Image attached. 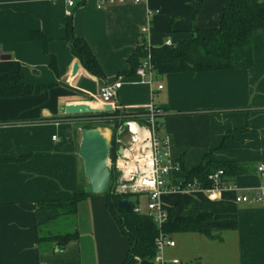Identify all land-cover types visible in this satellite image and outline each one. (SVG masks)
Here are the masks:
<instances>
[{"label":"crops","instance_id":"crops-1","mask_svg":"<svg viewBox=\"0 0 264 264\" xmlns=\"http://www.w3.org/2000/svg\"><path fill=\"white\" fill-rule=\"evenodd\" d=\"M224 2L100 6L99 0H0L1 55L19 64L23 84L50 87L33 96L0 99V161L20 159L0 163V264H122L126 259L127 240L102 196H88L78 205L73 226L78 238L51 253L39 251L34 216L37 203L69 199L86 185L77 156L81 130L74 124L79 119L64 109L74 104L98 108L100 86L113 83H119L115 102L126 113H141L146 104L165 111L158 137L168 139L173 164L189 172L210 154L217 164H238L247 171L225 183L231 189L213 197L197 191L161 196L168 215L205 217L200 233L169 234L176 245L162 257L179 264H264V205L235 201L264 190V169L258 172L264 167V27L253 32L250 69L155 73L150 85L135 74L120 76L141 40L151 48L163 47L167 40L176 45L194 31L215 29ZM67 10L73 35L87 43L103 80L88 74L70 53ZM38 32L46 43L30 39ZM50 57L57 72L49 68ZM74 65L78 70L72 75ZM174 177H183L180 168Z\"/></svg>","mask_w":264,"mask_h":264},{"label":"trees","instance_id":"trees-1","mask_svg":"<svg viewBox=\"0 0 264 264\" xmlns=\"http://www.w3.org/2000/svg\"><path fill=\"white\" fill-rule=\"evenodd\" d=\"M224 4L221 21L217 28L194 31L188 39L171 46V48L150 47L151 65L154 72L160 75H172L250 69L253 65L251 48L253 32L264 27V0H225ZM70 17H67L65 27V40L69 45L70 53L88 74L103 80L102 68L87 43L73 35ZM30 39L46 43V39L39 32L32 33ZM44 50L45 48H43ZM145 56L144 42L141 40V44L128 59L129 68L120 76L128 78L135 74ZM55 64L54 58L50 57L49 68L53 72H57ZM22 77L23 71L19 64L13 60L4 59L0 63V99L33 96L50 88L23 84ZM120 115V112L114 111L111 114L76 116L75 118L79 121L74 125L80 130L110 127L111 149L108 155L109 159L113 160L119 146L116 143V133L120 124ZM13 161H20V159L2 160L0 163H12ZM178 166L183 173L185 182H198L203 189L211 186L208 176L219 170L223 172L222 181L225 183L235 176L247 172L242 165L217 164L212 160L210 154L197 168L189 172L181 167V163ZM115 178L116 174L113 173L107 192L102 197L106 211L112 218L116 229L128 243L126 259L122 264H133L136 258L141 261L152 260L155 255L154 241L158 230L148 213L133 211L134 205L129 203V209L126 212L118 208L117 200L128 197L112 194V184ZM85 187L83 185L77 189L69 199L43 201L35 205L37 246L41 253H51L55 248H63L67 243L78 238V232L73 230V226L76 221L78 205L89 196L84 193ZM204 218L181 220L169 214L162 225V231L166 235L180 232L200 233L198 225ZM69 219L71 220L70 225H65ZM61 222L63 227H60Z\"/></svg>","mask_w":264,"mask_h":264},{"label":"built area","instance_id":"built-area-1","mask_svg":"<svg viewBox=\"0 0 264 264\" xmlns=\"http://www.w3.org/2000/svg\"><path fill=\"white\" fill-rule=\"evenodd\" d=\"M49 2L56 0H47ZM147 0H99L100 6L118 5L123 6L146 3ZM66 5L71 7L73 3L67 1ZM71 11L67 10L65 16H71ZM146 28H142L141 32H145ZM172 42L167 40L163 47L171 48ZM150 47L144 42V51L146 56L142 59L139 68L135 71V76L142 83L150 85L155 72L151 65ZM4 60L0 53V63ZM119 83L111 85H102L98 91L97 104L99 106H110L112 113L118 111L120 115V124L117 128L116 143L119 145L115 151L113 160L109 159V167L116 174V178L112 186V194L114 196H143L146 198V211L151 216V219L158 230V235L154 241L155 255L154 261L157 264H179L180 261L165 260L162 253L166 249L175 248V242L162 231V225L168 217L161 204V196L166 193L184 194L190 192L207 193L209 197H213L215 193L221 190L231 189V186L222 181L223 172L217 171L208 176L211 186L203 189L198 182H185L183 177L177 179L174 177L175 172L179 171L176 164L170 160L167 152L168 139H160L158 131L160 124L159 119L165 115V111L156 108L151 104H146L142 108V112L136 115L126 113L115 102L116 90ZM161 86L157 87V91ZM122 120V121H121ZM125 137V143L121 138ZM124 139V138H123ZM121 149L120 154L118 150ZM264 167L258 168V172H262ZM237 203H256L264 205V190L253 194L252 197L237 196ZM133 211L140 213L141 209L137 204ZM139 259L136 258L135 261ZM139 262V261H138Z\"/></svg>","mask_w":264,"mask_h":264},{"label":"water","instance_id":"water-1","mask_svg":"<svg viewBox=\"0 0 264 264\" xmlns=\"http://www.w3.org/2000/svg\"><path fill=\"white\" fill-rule=\"evenodd\" d=\"M8 60V58H7ZM72 75L77 73V65H74ZM67 116H84L111 114L110 106H99L92 108L87 104L69 105L64 109ZM80 144L77 156L82 162V171L87 187L84 189L86 195L102 196L107 192L108 184L112 178L113 170L109 167V151L111 140L106 138L100 128H85L80 131ZM121 149L118 150L120 154ZM117 206L126 212L129 209L127 199L117 200ZM140 264H151L142 261Z\"/></svg>","mask_w":264,"mask_h":264},{"label":"rangeland","instance_id":"rangeland-1","mask_svg":"<svg viewBox=\"0 0 264 264\" xmlns=\"http://www.w3.org/2000/svg\"><path fill=\"white\" fill-rule=\"evenodd\" d=\"M122 121V120H121ZM110 127H100V130L102 131V133L105 135L106 138L110 139L111 137V131L109 129ZM124 138V139H123ZM121 138V140H123V142L125 143V137ZM86 186V185H85ZM128 202L134 206H136L137 204L139 205L140 209H142L143 212H147L146 211V198H144L143 196H131V197H128ZM138 202V203H137ZM70 219L68 220V222H65V225H70ZM73 223V222H71ZM62 225V222L60 223V227H63L61 226ZM64 225V226H65ZM68 231H70L68 228H66ZM74 230V229H73ZM72 230V231H73Z\"/></svg>","mask_w":264,"mask_h":264}]
</instances>
